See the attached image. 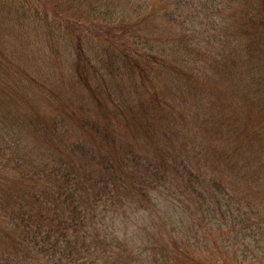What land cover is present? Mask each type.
Wrapping results in <instances>:
<instances>
[{"label":"trees","instance_id":"16d2710c","mask_svg":"<svg viewBox=\"0 0 264 264\" xmlns=\"http://www.w3.org/2000/svg\"><path fill=\"white\" fill-rule=\"evenodd\" d=\"M251 162L264 0H0V264H264Z\"/></svg>","mask_w":264,"mask_h":264},{"label":"rangeland","instance_id":"374dc122","mask_svg":"<svg viewBox=\"0 0 264 264\" xmlns=\"http://www.w3.org/2000/svg\"><path fill=\"white\" fill-rule=\"evenodd\" d=\"M254 1H256V2H260L261 0H254ZM242 8H243V2H241L238 6H232L231 8H229L227 11H226V14L227 15H229V16H233V17H235L237 20H239V23H241V24H244L245 26H247V24H246V21H245V19L244 18H242ZM199 38H201V36L199 35ZM195 98L197 99V96H195ZM193 99V98H191V96L190 95H187V97H186V100L187 101H189V102H191L192 104H193V110H194V113H193V115H194V120L195 121H197L198 119H199V116L201 115V113H202V110H203V107H204V105H205V103H203L201 106H200V103L196 100V99ZM187 101H186V105L184 106L185 108H187L188 106H189V104L187 103ZM208 104H209V106H210V109L212 108V102L211 101H208L207 102ZM199 106H200V108H199ZM199 112H200V114H199ZM249 114H252V115H256V113L255 112H252V113H250V112H248ZM252 118V117H251ZM251 118H249V119H247V120H245V130H246V132L247 133H249L250 132V130H251V126L254 124V121H253V119H251ZM245 136L243 137V140H244V142H243V146H245L246 145V143H247V138H248V134H244ZM220 145V144H219ZM219 145L213 150V151H211V152H209L207 149V153H206V155H207V157H208V159L210 160V161H212V158H213V155L216 153V151H217V155L218 154H220V153H222V149L221 148H218L219 147ZM237 158H238V156L237 155H235V158H234V163L237 161ZM234 163H233V166H231V169H233V173H237V174H242V175H245V179H246V181H247V183H250V182H252L251 183V188H261L262 187V183H263V181H264V179H257V178H255L254 176H251V175H254V171H253V169H255V165L251 162L250 164H252L253 165V167H252V170L250 169V167L249 168H247V169H240L239 168V164H237V166L234 168ZM214 164V163H213ZM222 167H226L225 165H222V164H220ZM250 171V172H249ZM244 172V173H243ZM255 181H257V183L255 182ZM254 182V183H253ZM160 203V202H159ZM163 203H165L164 201L162 202V204ZM159 205V204H158ZM159 207H160V211H161V207H162V205H159ZM145 220H146V217H145ZM146 221H144L143 223H145ZM141 225H143L142 224V222L141 221H139V222H137L135 225H129L128 226V229H130L133 233L136 231V232H138L139 233V235H140V233H141V230H142V227H141ZM160 227L161 228H164V225H160ZM124 231H125V229H122V228H119V229H117V232H118V234L119 235H121V234H123L124 233ZM119 237H121V238H123V239H125V240H127L126 238H124V237H122V236H119ZM114 249H115V247H114ZM107 252H110V249L107 251ZM106 252V253H107ZM115 252H117L118 253V255H117V257H119V258H116V259H122V262H124V263H127V264H152L151 262H150V260L149 259H147V260H145V261H142V262H132V263H129L128 261H126L125 259H127L128 258V256H127V254H123V253H119L117 250H115ZM111 253V252H110Z\"/></svg>","mask_w":264,"mask_h":264}]
</instances>
